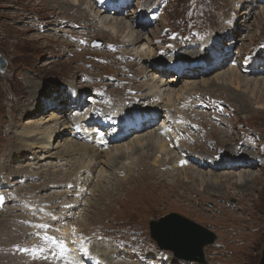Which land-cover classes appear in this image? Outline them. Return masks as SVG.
Masks as SVG:
<instances>
[{
  "label": "rangeland",
  "instance_id": "374dc122",
  "mask_svg": "<svg viewBox=\"0 0 264 264\" xmlns=\"http://www.w3.org/2000/svg\"><path fill=\"white\" fill-rule=\"evenodd\" d=\"M87 1L83 0L80 7L89 9ZM59 2L0 0V53L8 64L4 72L0 71V195L4 197L0 203V264H63L65 253L74 247V242L86 246L98 242L101 250L110 247L117 254L112 258V264H199L175 258L171 250L161 249L151 237L150 221L170 212H178L217 234V239L205 247V264H259L264 249V84L255 85L254 79L264 80V6L260 5L264 0H132L128 8L134 18L139 6L156 10L150 18L158 16L159 20L148 21L143 31L151 33L142 35L137 47L146 51L151 47L159 52L162 59L171 60H167L170 64L164 74L159 71L163 74V83L176 91L184 90L188 84L198 89L196 95L186 99L189 104L193 102L192 107L187 102L172 107L173 112L184 116L185 124H189L188 130L180 133L183 138L177 142V153L188 156L195 152L224 167L230 151L236 159L242 157L246 150L245 159L253 158L257 162L256 167L246 172L253 174L254 181H249V187L239 188L234 185L235 181L228 185L227 177L220 176L218 186L210 191L204 189L206 183L196 180L194 175L198 173L195 171H191L193 177L185 182L179 170L173 177L154 169L138 170L139 161L125 156L106 167V176L102 177L98 188L108 189L104 193L93 189L99 171L96 167H88V161L81 163L84 159L79 154L65 156L63 160L61 157L58 160L44 158L59 153L62 150L60 145L64 148L66 141L74 140L75 143L79 139L73 125L74 118H99L109 109L100 106L96 98L109 92L107 85L110 84L107 83L112 82L113 77V92L119 98L131 91L138 94L144 86L134 83L136 87H132L131 79L138 74L136 68H115L117 57L113 54L117 48L113 50L110 43L125 39L126 34H122L126 26L120 24L121 20L118 21V35L113 36L103 27L99 32L90 26L91 17L87 13L76 6L70 9L67 6L69 2ZM117 17L127 20V15ZM234 19L238 21L237 27L230 30L232 36H227L229 32L225 29ZM72 29L73 35L70 34ZM153 31L154 42L151 41ZM219 37L223 41L218 46V55L222 54L223 63L210 71L205 70L203 73L209 72L204 75L201 73L205 66L199 68V63L194 68L193 64L187 63L185 68L178 69L180 73L172 70L174 62L184 58L183 62H188L191 60L189 52L194 54L192 50ZM95 39H101L103 44L92 47ZM186 50L188 53L183 54ZM210 55L209 49L205 54L195 51V59L201 56L207 59ZM255 60L261 64V72L251 74L247 71L253 68ZM231 67L238 72L240 69L249 81H243L236 92V82L232 83L234 87L228 82L224 84L226 90H217L222 86L213 83L216 81L214 78ZM149 68L146 64L148 83L158 72ZM25 73L33 77L31 83L34 85H29ZM156 76L157 80L160 79ZM202 79L212 83L206 86ZM37 82L40 87L43 85L40 91L34 88ZM67 85H70V91L61 92L64 96L61 115H66L70 125L66 138L58 137L55 148L45 156L41 155V149L36 148L46 136L41 134L35 147L27 151L29 155L20 160L17 153H25L23 150L27 149H23L11 134L27 130L30 126H26L27 121H42L45 114L61 109L50 104L49 100L51 96H58L54 94L60 87ZM74 88L75 96L85 94L80 106L79 102L73 106L69 103L70 92ZM30 90H36L37 96ZM61 90L66 92L68 89ZM14 97L17 101L13 107ZM23 105L27 106V113L19 118ZM149 107L122 102L110 110L130 112ZM158 107V103L152 105V109ZM164 111L162 108V113ZM31 112L33 114L29 115ZM162 113L157 128L163 125ZM94 123L99 121L90 122V125ZM45 125L49 127L52 122ZM98 130L105 135L101 124ZM134 130L136 133L129 135L123 143L141 133L140 129ZM34 151H38L36 154L42 159H34ZM149 153L153 156L152 152ZM98 159L104 163L107 161L103 154ZM126 161L132 164V170L127 167L119 169L120 163ZM224 170L220 169V172ZM227 171L233 173L236 170ZM216 191L220 194H215ZM65 226L79 227L82 231L75 230L74 233L71 230L69 235H65L61 233ZM44 233L63 240L67 251L61 254L55 246L46 245L41 239ZM35 247H43L45 251L34 253ZM20 249H28L26 252L32 254L30 261L21 257ZM78 255L83 263L93 264L91 258L82 252Z\"/></svg>",
  "mask_w": 264,
  "mask_h": 264
},
{
  "label": "bare ground",
  "instance_id": "6f19581e",
  "mask_svg": "<svg viewBox=\"0 0 264 264\" xmlns=\"http://www.w3.org/2000/svg\"><path fill=\"white\" fill-rule=\"evenodd\" d=\"M50 1L54 2V0H50ZM55 1H58V0H55ZM59 1L69 2L67 6L69 5V8L70 9L72 8V10L76 6L78 10L87 13L91 17L90 26H93V28L99 32L102 31L101 27H103L105 28L106 31L113 33V36H116L114 34L118 35V33L120 32L119 31L120 28L119 30L117 29V27L119 26L118 21L121 20L120 24L123 26L124 25L126 26L122 34V35L126 34L125 39L122 42L120 40L108 39V40H115V41H111L110 44L113 46V50L117 48L116 50H114V54H113L114 56L117 57L114 63L115 68L117 70L123 67L136 68L138 70V74L136 77H133L131 79L132 87H136L134 86V83H137V85H141L144 87L138 92V94L135 93V91L134 92L131 91L125 97H121L122 98L121 99L119 98L120 96L116 92H113L114 91L113 86L115 85V83H112L114 82V77H113L111 79L112 82L107 83V84H110V85H107L109 87V92L103 93L100 98H96L100 106H104L106 108L108 107L109 109L105 110L104 113L102 112L103 115L99 118H95L97 116L95 117L91 116V118H89L90 117L89 116L88 119H85L86 117L85 118L81 117L80 119L79 118L80 116L74 118L75 122H73L74 123L73 125H75V130L77 131L76 134L78 135L79 139L75 140L76 141L75 143H74V140L66 141L64 148H63V145H60L62 150L61 149H60L61 151L58 150L59 153L55 152L52 154L53 156L51 157L48 156V157H45L44 159L54 157L55 159L58 160L61 157L62 158L61 160H63L65 156L79 154V157H82V159H84L83 161L81 160L82 161L81 163H85L86 161H88V165H87L88 167L90 166L96 167V171H99L98 177L95 174L97 181L95 180L96 183L93 187L94 190H97L99 188L102 177L106 176V167L109 168V165L111 164L113 165L114 162H117L119 159H122V157H125V156H128V158L130 156L132 159L136 160V162L139 161L137 164L138 170L154 169V170H157L159 173H162V171L166 172L165 174H168V176L171 175L172 177L174 176L173 174L178 173V170H179L181 171L180 173H183L184 179L182 180L185 182L190 180L189 177H193L191 174V171H195L198 173L197 175H194L196 180L198 179L203 184L206 183L205 184L206 186H204L205 190L216 188L218 186L217 183L219 181L220 176L227 177L228 180L226 181L228 185H230L233 181H235V183L234 182L233 183L234 185L237 184L236 187H239V188L249 187L248 183L249 181H252V180L254 181V177L252 176L253 174H246V172H250L248 170H252L253 167H256L255 163L257 162L254 161L253 158L248 159L252 163L248 162V160L245 159L244 156L247 154L246 150H244L246 153L242 154V157H237L236 159H233L235 158V155L233 151H230L229 155L227 154L229 157L225 159L224 167L214 164V162L211 161V159H209L208 157H200L195 152H192V155L188 154V156L183 155V154L180 155V153L179 154L177 153L176 151V146H178L177 142L178 141L180 142L181 141L180 138H183L180 133L182 132L183 134L184 132H186L188 130L187 127L189 126V124L187 126L185 124V122L187 123V121L184 119V116H180L178 115L177 112H173L174 108L172 109V107H175L179 103L187 102L186 101L187 97H193L194 95H196V93L198 92V89L196 86L194 88L192 86L193 84H188L187 88H185L184 90H179V91L170 89L171 85H169L170 88L167 87L168 85H166V83H163L164 79H161V78H162V75L168 70L166 67L169 68V66L167 65L170 63L167 62V60H169L170 62L171 60L168 58L162 59V57H160L159 52L155 51L150 46H149L150 50L148 51L141 50L140 47H137L142 38V35H147V33H149L150 35L151 33V32L146 33L143 31V29H145L144 27H146L147 22L150 19L152 21L159 20L158 16L155 17L154 19L150 18L151 16L153 17L154 11H156L155 9L153 8L150 9L147 6L146 7L139 6L138 11H135L136 17L134 18L133 13L130 14L131 9H128L129 5L132 4V0H107V2H104L103 0H89V1L86 0L90 6L89 9H83L82 7H80L82 5L81 2H83V0H59ZM263 4H260V5L264 6ZM260 5L257 4V6H260ZM126 11H127V14H125ZM80 14L82 15L81 12ZM121 15L122 16L127 15L126 17L127 20L125 21L123 17H117ZM85 17L88 18V16H85ZM128 18H130V20H128ZM123 20H124V23H123ZM237 24H238V21H235V19L231 21V26L225 29L229 32V33L227 32L228 33L227 36L229 35L232 36L231 34H233V32L231 33L230 30H232L234 27H237ZM138 30H139V34H138ZM72 31L73 29L70 30L71 35L74 34ZM154 34L155 33L153 31V33L151 34V37H152L151 41L153 42H154V36H155ZM222 41H223L222 38L219 37V38L209 41L208 44L205 42L201 44L200 47H197V50L195 51L198 54L199 53L205 54L207 49L210 50L211 55L208 56L207 59H205L204 56H201L195 59V51L192 50L194 54H192L191 52H189L190 55L188 54V56H191L190 57L191 60H189L188 62H183L184 59L186 60V58H184L182 61L174 62L175 64H172L173 67L182 69V68H185L186 65L188 64H193L192 67L194 68V65L199 63L200 64L199 68L205 66L201 74L204 75L208 73L210 70L213 69L214 66L224 62V58L222 54L221 56L218 55L219 50H220L218 46L220 42ZM174 49L175 48H172L171 50L174 51ZM193 49H196V48H193ZM173 53L176 54V52H173ZM187 53L188 51L186 50L185 53L183 54H187ZM146 64L150 66L149 70L158 71L157 73L153 75V77L155 78H152V82L150 83H148L149 81L147 82L146 80L148 76L147 75L148 72H146ZM259 65L261 64L257 63V60H255L253 62V68L251 67L249 71L247 72H250L251 74H258L259 72H261L260 71L261 66ZM242 67L243 66L241 65L240 68ZM205 70H209V71H207L206 73H203ZM159 71L162 72L163 74H160ZM178 73H180V71ZM244 74L241 73L240 69L238 72V69L231 67L228 69L227 72L224 71L222 74H219L218 76H216L214 78V80L216 81H213V83L218 84V85L221 84L222 88L220 87L217 90L224 91L226 90V87L224 86L225 83L229 82L230 86L234 87L232 83L236 82L237 84L234 87L235 88L234 90L236 92V90L240 89V85L243 81H247V82L249 81V78H247ZM156 75L160 76V79L157 80ZM196 75H194V77ZM25 76L28 79L29 85L31 84L34 85V83H31L33 77H31L28 73H25ZM178 79L180 80V78ZM254 80H256V82L254 81L255 85L256 83H260V82H263L262 84H264V80H261V81L258 79H254ZM201 82L206 86L212 83V82L209 83L206 79H202ZM171 83H173V80H171ZM147 84H150V85L147 87ZM36 85L34 88L37 89L38 91H40L43 87V85L40 87V84L38 82L36 83ZM65 87L68 89L66 90V92L61 90L62 88L64 89ZM69 87L70 85L62 86V88L60 87L61 89L59 88V90L57 91L58 92L57 94L53 93L54 95H58V96L50 97V100H49L50 104L55 105L57 108H61V109H59L58 111L54 110L51 114L48 113L47 115H50L49 117H47L46 114L45 116L42 115L43 116L41 117L42 121L35 122L33 120H29L27 121L28 123H26V126L30 124L27 130H24V132L21 131L20 133H16L13 135L11 134V137L13 139H17V141L20 142L19 145H21V147H24L23 149H27V150L22 149L23 151H25V153H21V152L17 153L19 155L20 160L25 159L26 156L29 155L27 151L30 148L33 149L35 147L34 145L39 140V136L41 134H45L46 136L44 137V141L39 145V147H36V148L41 149V152H40L41 155L44 154L45 156L48 154V152H50L53 148H55L54 143L58 140V137L61 136V139L62 137H64L63 139L66 138V135L69 133L68 130H69L70 125L67 122L68 118L66 117V115L65 116L61 115L64 111L63 110L64 106H62L64 105L63 103L64 96L61 95V92L68 93V91H70L71 89ZM36 92H37L36 90H30L31 94H36ZM75 92H76L75 88L72 91V93L70 92L72 97H70L71 100H69V103L73 106L75 105L76 102H79L78 106H80L81 104L80 102L82 103L84 102L81 100L85 94H80L78 96H75ZM141 94H144V95H141ZM11 98H12V94H11ZM13 100L14 102L12 104L14 107L16 105L15 102L17 101V98L14 97ZM122 102L127 103V104L145 105V106H151V107L140 108V109H136L130 112H125V111L113 112L112 110H110V107H113V105H116V106L121 105ZM162 102H166L165 104L169 107H166L164 103H163L164 105H162ZM69 103L67 101V104ZM157 103L159 106L158 109H152V105H155ZM187 103L189 107L193 106V102L190 104L189 102ZM43 108H46V107H43ZM162 108H165V111L163 113H162ZM26 110H27V106L23 105L21 109V113L19 114V118H23L24 116H26V113H27ZM32 112L28 114L31 115L33 114ZM161 113L164 116L163 125L161 124L157 128L156 125L160 123L158 122V118L160 117ZM22 120L23 119H21L20 121ZM95 121L97 122L99 121V123L97 124L94 123L95 125H92V124L90 125V122H95ZM50 122H52L51 126L48 127L47 125H45L46 123H50ZM99 124H101V126H103V129H105L106 131L105 135L101 134L100 131L102 130L100 131L98 130ZM47 129L49 130L47 131ZM134 129H140L141 133L140 134L138 133V135L136 136L137 138L135 137V139L133 140L131 139L130 141L123 143V141H125L133 133H136V130ZM106 138H109V141ZM25 139L27 140L26 142H24ZM113 143H116V144L110 147V144H113ZM31 150L29 152H31ZM149 152H152L153 156H151ZM36 153H38V151H34L35 156L33 158L42 159V157H38ZM101 154H103V156H105V158L107 159L106 163L98 159V156L99 155L101 156ZM149 155L152 158L151 160L149 159L150 158ZM12 159H13V156L11 157L10 161H12ZM188 161H191V163H188ZM167 163L171 164L172 166H168ZM100 164H103V166L100 167ZM116 166H114V168H117ZM118 167L119 169L124 168V167H127L129 170L133 169L132 164H128L127 161L120 163ZM98 168H100V170ZM206 169L208 170V172H206ZM220 169H223V170L225 169V170L223 172H220ZM227 170H236V171H233L232 173L231 171H227ZM231 173L232 175H229ZM210 175L212 177H210ZM230 179L232 180L230 181ZM98 190H99V193H100V190H102L103 193L108 191V189H102V187H100V189ZM218 193L220 194V192L216 191L215 194H218ZM87 205L89 206L90 204H87ZM229 216L231 215L229 214ZM73 228L76 231L78 230L82 231L81 229H79V227L76 228V227L65 226L61 230V233L65 235H69L70 231L73 230ZM224 244H221V245H224ZM100 248L101 247L98 242L97 243L94 242L92 243V245H88V246L81 245L78 242H74V247L70 248V251L69 252L67 251L65 253L63 257L64 259L63 264H86V263H83L82 262L83 260L79 257L80 256L78 255L79 252H82V254L86 255L87 258L88 257L91 258L93 264H99V263L100 264H112V262H114L112 258H114L115 255L117 254L113 253V250H111L110 247H104L102 250ZM20 250L21 251L19 250L18 251L21 257L24 256L26 257L28 261H30L31 259L30 255L32 254H30L29 252L23 251L22 249ZM175 258L179 260H184L178 257H175ZM184 261L193 262V261H187V260H184Z\"/></svg>",
  "mask_w": 264,
  "mask_h": 264
},
{
  "label": "water",
  "instance_id": "95a60500",
  "mask_svg": "<svg viewBox=\"0 0 264 264\" xmlns=\"http://www.w3.org/2000/svg\"><path fill=\"white\" fill-rule=\"evenodd\" d=\"M95 39L93 46L102 45ZM7 60L0 53V71L4 72ZM150 234L161 249L171 250L175 257L207 263L205 247L217 239V234L205 226L178 213L170 212L158 220L150 221ZM259 264H264V249Z\"/></svg>",
  "mask_w": 264,
  "mask_h": 264
},
{
  "label": "snow or ice",
  "instance_id": "6c2138e0",
  "mask_svg": "<svg viewBox=\"0 0 264 264\" xmlns=\"http://www.w3.org/2000/svg\"><path fill=\"white\" fill-rule=\"evenodd\" d=\"M4 197L2 195H0V203L3 202ZM36 227H40V228H47V225H37ZM73 232L75 233V229L73 228ZM37 235H41L40 233H37ZM41 239L44 241V243L46 245H51V246H55L56 248L59 249V252L61 254H63L65 251H67V247L66 244L63 240H60L57 237H53L48 235L47 233H44L41 236ZM23 251H28V249H22ZM34 253H43L45 251V248L43 247H35L33 249Z\"/></svg>",
  "mask_w": 264,
  "mask_h": 264
}]
</instances>
